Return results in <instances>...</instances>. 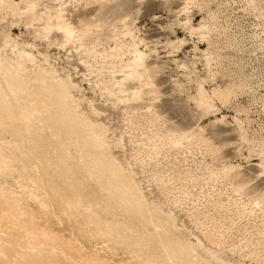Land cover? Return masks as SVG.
Masks as SVG:
<instances>
[{
  "label": "bare ground",
  "instance_id": "bare-ground-1",
  "mask_svg": "<svg viewBox=\"0 0 264 264\" xmlns=\"http://www.w3.org/2000/svg\"><path fill=\"white\" fill-rule=\"evenodd\" d=\"M246 1L264 17V3ZM65 4L0 0L1 9L25 17L48 45H73L69 52L79 56L89 74L97 71L94 81L88 78L91 88L105 102L123 107L126 128L115 135L99 120L103 111L93 100L81 108V98L72 91L81 87L69 71L62 75L47 53L32 50L34 43L1 31L0 264H264V188H252L253 178L243 172L254 164L256 179L264 177V127L252 125L249 107L237 99L248 75L240 71L216 82L228 57L224 50L233 46L229 39L220 44L219 37L228 33L216 12L209 9L194 23L191 8L199 0H183L167 23L173 33L183 28L208 44L205 49L195 44L192 57L181 59L186 36L165 41L166 57L184 78L172 77V90L184 94L199 116L193 126H182L171 124L156 106V77L166 64L150 60L152 53L159 57L158 50L142 36L133 11L118 13L107 24L96 16L74 24ZM104 25L110 31L104 37L108 46L99 49ZM85 37L90 39L84 56ZM90 58L100 66L95 68ZM209 81L214 84L207 88ZM232 105L234 114L221 111ZM206 118L232 128L225 135L234 133L236 139L216 142L205 132ZM168 147L166 154L175 151L176 170H151L147 178L145 155ZM227 147H234L236 158L246 164L227 157ZM115 148L124 151L123 159ZM193 150L203 156L208 178L201 180L197 168L184 166ZM215 161L220 168L209 165ZM138 162L143 177L135 168Z\"/></svg>",
  "mask_w": 264,
  "mask_h": 264
},
{
  "label": "rangeland",
  "instance_id": "rangeland-1",
  "mask_svg": "<svg viewBox=\"0 0 264 264\" xmlns=\"http://www.w3.org/2000/svg\"><path fill=\"white\" fill-rule=\"evenodd\" d=\"M258 1L264 3V0ZM199 3L198 6L194 5L191 8L193 10L191 14L193 13L192 17L194 23L206 17L209 9L215 11L219 21L226 27L228 33V36L222 35L219 37L220 44L222 46L225 45L228 39L233 43V46L224 50V53H226L228 57L222 60V67H220V71L217 73L216 82H226L229 78H234V76L240 74V71H242L244 76L245 74L248 75V84L242 93L238 95L237 99L242 105L249 107L251 117L253 118L252 125L254 127H264V17L247 6L246 0H199ZM65 5L66 14L74 24H78L80 18L88 22L93 21L95 16L100 17V20L107 24L117 19L114 18L116 14L132 10L136 16V24L141 30L142 36L149 41L148 44L151 47L154 46L158 50L159 57H157L155 53H152L150 60L158 63L164 62L166 64L165 69L159 72V75L156 77L157 84L160 88V98L156 101L158 110L169 119L171 124L193 126L199 121L197 120L199 116L194 109V104L192 102L188 103L184 94L173 92L172 77H179L182 80L184 78L180 76L181 71L177 68L176 64L170 62L168 60L169 58L166 57L168 47L165 45V41L168 38L174 39L176 34L181 37L186 36V43L178 53V57L181 59L192 57L195 44H197L200 49H205L208 46L205 40L197 36L192 37L188 35L183 28L176 27L175 33L168 29L167 23L176 18L178 10L183 5V0H144L142 3L138 0H117L106 1L101 4L98 2H90L87 4L84 0H66ZM115 27L121 30L122 23L116 21ZM102 28L104 31L99 36L103 39V43L98 46L99 49L108 46L104 37L106 34H110V31H108L105 25ZM2 30L10 33L13 38H16L20 42L25 41L34 43L36 47H33L32 50L35 53H37V49L47 53L51 58V62L55 64L62 75L65 76L69 71L74 81L78 82L81 87V92H77L75 89L72 90L76 96L81 98V108L87 109V100H93L95 106L103 111L99 120L109 125L114 130L115 135H119L120 132L126 128L124 114L121 110L123 107L120 109L115 107L110 101L105 102L99 91H94L91 88L88 78L94 81L97 78L95 76L97 71L93 74H89V67L80 62L79 56L75 52H69L70 49H73V45L68 44L66 49L61 48L57 44L48 45L46 40L39 37L35 30V25L27 23L25 17H15L10 10L1 9L0 7V40ZM58 35L60 38V34ZM87 38L85 37L83 39H87L85 41L82 40L83 48L80 47L82 55L84 56L86 45L89 43L88 41L90 39L89 37ZM111 43L113 44L112 41H110V44ZM76 45L78 46L79 42H76ZM8 53H11V51L8 50ZM197 55L201 56V53H197ZM89 60L91 63H94V65L96 64L92 58ZM97 66H100V63L96 64L95 68ZM198 69L200 73L203 74L204 65L202 62H198ZM213 84L214 82L209 81L206 87L210 88ZM145 98L147 99L148 95L145 96ZM221 111L230 115L234 114L233 105L227 108L222 107ZM202 124L205 126V132L212 136L216 142L236 139L234 133L225 135L227 132L233 131L230 127L220 125L214 126L209 123L208 118L203 119ZM126 148L127 151L125 155L129 157L131 149L129 142L126 143ZM169 149V147L167 149L163 148L158 155L152 153L151 150L148 151L150 152L149 155L153 158H149V155H145V167L148 170L144 175H146L147 178L150 176L151 170H159L164 173L176 170V168H174V164L177 162L174 158L175 151L172 150L171 154H166V150ZM235 150L234 147H227L224 150V154L227 157H233V162H242L246 164L245 159L236 158ZM114 151L123 159V150L115 148ZM188 153L189 152L186 153V156L188 155L187 157H189L190 161H185L186 163H184V166L188 163L187 166H192L194 169L197 168L196 172L199 174L201 180L202 178H208V169L206 164L202 162L203 156L201 153L198 150H193L192 154ZM206 158L207 161L210 160L208 156H206ZM156 159L158 161H156ZM194 161L197 163H194ZM256 161L257 160H253L252 162ZM221 164L220 161H215L209 165L214 168H220ZM135 168L139 170L141 177H143L140 162H138V166H135ZM243 172L245 177L253 178L252 180H254V183L252 188H264V177L256 179L255 176L258 172L257 165L250 164L244 168ZM146 184H148V182L145 178V185ZM246 236L251 237L250 234Z\"/></svg>",
  "mask_w": 264,
  "mask_h": 264
}]
</instances>
